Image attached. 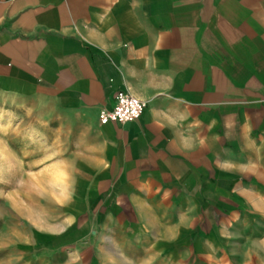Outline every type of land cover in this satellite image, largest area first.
Segmentation results:
<instances>
[{
	"label": "crops",
	"instance_id": "crops-1",
	"mask_svg": "<svg viewBox=\"0 0 264 264\" xmlns=\"http://www.w3.org/2000/svg\"><path fill=\"white\" fill-rule=\"evenodd\" d=\"M0 124L21 262L264 264V0H0Z\"/></svg>",
	"mask_w": 264,
	"mask_h": 264
},
{
	"label": "built area",
	"instance_id": "built-area-1",
	"mask_svg": "<svg viewBox=\"0 0 264 264\" xmlns=\"http://www.w3.org/2000/svg\"><path fill=\"white\" fill-rule=\"evenodd\" d=\"M145 108V102L131 96L126 91H118L115 94V104L111 110L99 112L100 124L119 122L121 124L138 119Z\"/></svg>",
	"mask_w": 264,
	"mask_h": 264
},
{
	"label": "rangeland",
	"instance_id": "rangeland-1",
	"mask_svg": "<svg viewBox=\"0 0 264 264\" xmlns=\"http://www.w3.org/2000/svg\"><path fill=\"white\" fill-rule=\"evenodd\" d=\"M35 132L39 135H42V132H43V125L42 123H36L35 124ZM12 125L10 124H6V125H1L0 124V132H3V133H6V132H11L12 131ZM21 129H26V126L25 125H20L19 126V131H21ZM25 131V130H24ZM37 144H40V149L42 148V141H37L36 142ZM38 148V147H37ZM3 168H6V167H3ZM17 178L16 180H21V179H26V176L28 175L27 173H19L17 174ZM2 177H0V179H2V184L3 186H9V181H10V176H11V173L10 172H2L1 174ZM34 187H35V190H32L34 191V197L35 199L39 200V198L41 199L40 200V207H42L43 205H45L47 203L46 200L43 199V181L41 180V178H37L34 182ZM5 191V190H3ZM19 191L23 194L22 196H25V192L27 190L25 189H19ZM47 192L51 191L52 190H46ZM41 192V194L39 193ZM47 205V204H46ZM195 260H203V257L202 255H198L195 257ZM0 264H25L24 262H21L20 259H18V254L17 252H10V251H1L0 250Z\"/></svg>",
	"mask_w": 264,
	"mask_h": 264
}]
</instances>
